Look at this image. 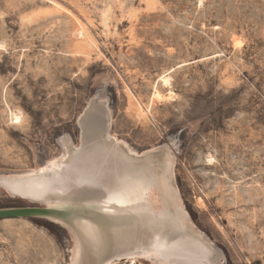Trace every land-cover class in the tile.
I'll return each mask as SVG.
<instances>
[{"label":"rangeland","instance_id":"374dc122","mask_svg":"<svg viewBox=\"0 0 264 264\" xmlns=\"http://www.w3.org/2000/svg\"><path fill=\"white\" fill-rule=\"evenodd\" d=\"M98 92L134 149L177 140L185 207L221 264H264V0H0V174L57 158L63 135L78 145ZM28 204L0 190V207ZM72 245L0 219V264H62Z\"/></svg>","mask_w":264,"mask_h":264},{"label":"water","instance_id":"95a60500","mask_svg":"<svg viewBox=\"0 0 264 264\" xmlns=\"http://www.w3.org/2000/svg\"><path fill=\"white\" fill-rule=\"evenodd\" d=\"M109 97L94 94L77 124L79 144L39 168L1 173L0 190L27 201L0 207V219H42L72 240L62 264L136 258L153 264H221L223 255L193 223L176 181L177 140L142 151L112 135Z\"/></svg>","mask_w":264,"mask_h":264},{"label":"bare ground","instance_id":"6f19581e","mask_svg":"<svg viewBox=\"0 0 264 264\" xmlns=\"http://www.w3.org/2000/svg\"><path fill=\"white\" fill-rule=\"evenodd\" d=\"M168 76H166V77H164L163 78V82H168ZM156 94H157V96H160V93L156 90ZM163 95V94H162ZM169 97V96H168ZM164 98V97H163ZM160 99H162V98H160ZM12 121L16 124H19V123H21L22 122V117H21V115L20 114H18V113H13V111H12ZM136 258L134 257V258H131V259H128L127 261L128 262H131L132 264H134L136 261ZM118 262H120L119 260L118 261H114V262H109V263H107V264H117Z\"/></svg>","mask_w":264,"mask_h":264}]
</instances>
